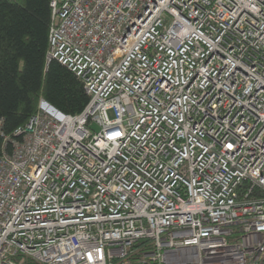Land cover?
Instances as JSON below:
<instances>
[{
	"label": "built area",
	"instance_id": "obj_1",
	"mask_svg": "<svg viewBox=\"0 0 264 264\" xmlns=\"http://www.w3.org/2000/svg\"><path fill=\"white\" fill-rule=\"evenodd\" d=\"M49 7L88 102L4 140L0 264H264V0Z\"/></svg>",
	"mask_w": 264,
	"mask_h": 264
},
{
	"label": "trees",
	"instance_id": "obj_2",
	"mask_svg": "<svg viewBox=\"0 0 264 264\" xmlns=\"http://www.w3.org/2000/svg\"><path fill=\"white\" fill-rule=\"evenodd\" d=\"M50 0H0V156L5 139L36 114L39 100L77 116L88 96L75 76L46 62Z\"/></svg>",
	"mask_w": 264,
	"mask_h": 264
},
{
	"label": "rangeland",
	"instance_id": "obj_3",
	"mask_svg": "<svg viewBox=\"0 0 264 264\" xmlns=\"http://www.w3.org/2000/svg\"><path fill=\"white\" fill-rule=\"evenodd\" d=\"M108 116H109L110 119L112 118L111 113H109ZM94 130H95V131H98V128H97L96 126H94Z\"/></svg>",
	"mask_w": 264,
	"mask_h": 264
}]
</instances>
